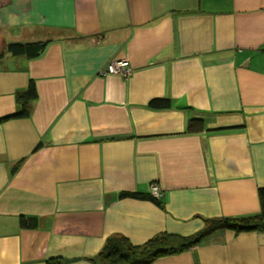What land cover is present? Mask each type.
I'll return each instance as SVG.
<instances>
[{
	"label": "crops",
	"instance_id": "obj_1",
	"mask_svg": "<svg viewBox=\"0 0 264 264\" xmlns=\"http://www.w3.org/2000/svg\"><path fill=\"white\" fill-rule=\"evenodd\" d=\"M35 41L36 58L7 51ZM112 59L131 74H103ZM30 82L28 116L0 122V264H94L111 237L260 212L264 0H0V119ZM151 264H264V230H218Z\"/></svg>",
	"mask_w": 264,
	"mask_h": 264
},
{
	"label": "trees",
	"instance_id": "obj_2",
	"mask_svg": "<svg viewBox=\"0 0 264 264\" xmlns=\"http://www.w3.org/2000/svg\"><path fill=\"white\" fill-rule=\"evenodd\" d=\"M43 41L35 42H11L7 45V51L13 55H23L36 58L44 50ZM22 110L18 114L0 119L4 121L8 118H17L28 116L26 101L36 96V88L33 82H30L27 90L20 95ZM149 106L156 109L170 108L172 102L168 97L153 98L149 101ZM203 120L192 118L189 120L187 130L189 132H198L203 130ZM260 212L254 215L242 217H222L207 220V225L194 235L180 236L170 233H161L149 239L142 245L132 244L126 237H111L104 244L93 259L94 264H151L162 256L184 251L194 245L206 236L218 230H232L234 232H248L254 230H264V189L260 190ZM121 196H134L139 198L147 197L140 193L122 192ZM152 200L159 204L157 197L150 194ZM21 227L36 226V218L25 219L20 217ZM59 261V260H57ZM51 262V259L48 261Z\"/></svg>",
	"mask_w": 264,
	"mask_h": 264
},
{
	"label": "built area",
	"instance_id": "obj_3",
	"mask_svg": "<svg viewBox=\"0 0 264 264\" xmlns=\"http://www.w3.org/2000/svg\"><path fill=\"white\" fill-rule=\"evenodd\" d=\"M131 72L132 68L129 65V61L126 59H112L108 61L102 69L103 74H116L122 76H129ZM150 194L158 198L161 195L160 187L157 184L152 183Z\"/></svg>",
	"mask_w": 264,
	"mask_h": 264
}]
</instances>
